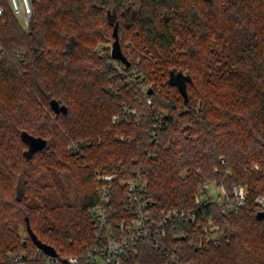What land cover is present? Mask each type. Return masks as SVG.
<instances>
[{
    "label": "trees",
    "instance_id": "obj_1",
    "mask_svg": "<svg viewBox=\"0 0 264 264\" xmlns=\"http://www.w3.org/2000/svg\"><path fill=\"white\" fill-rule=\"evenodd\" d=\"M109 7L128 30L119 34L108 16L127 63L95 52L108 39L98 15ZM34 9L29 31L9 11L0 20V178L19 170L14 196L0 191V248L19 246L15 222L33 246L31 234L62 257L50 240L63 235L68 255L91 264L87 250L101 246L89 214L100 171L119 180L142 174L159 212L193 208L205 180L247 185L246 209L216 213L230 243L188 252L196 264H264V219L254 204L264 194V0H37ZM173 73L187 77L186 96ZM143 79L156 82L152 104L127 84ZM52 99L67 112L42 109ZM125 108L133 110L127 120L112 123ZM121 134L133 141L119 142ZM29 137L46 145L30 155ZM76 139L87 144L81 154L66 150ZM65 218L71 226L62 229Z\"/></svg>",
    "mask_w": 264,
    "mask_h": 264
},
{
    "label": "built area",
    "instance_id": "obj_2",
    "mask_svg": "<svg viewBox=\"0 0 264 264\" xmlns=\"http://www.w3.org/2000/svg\"><path fill=\"white\" fill-rule=\"evenodd\" d=\"M36 1L0 0V20L4 22L9 11L24 30L29 31L35 18ZM1 53L0 46V58ZM131 72L129 76H135L134 71ZM139 81L129 80L127 84H139ZM147 82H152L150 86L155 87V81ZM142 91L146 94L144 100L152 104L148 89ZM130 112L133 110L125 108L122 115H113V123L127 120ZM158 119L160 116L156 117ZM160 128L159 124L155 125L154 139ZM118 141L131 143L133 140L119 136ZM82 145L87 144L77 141L69 149L79 154ZM230 173L227 170V174ZM97 181L99 202L90 208L89 214L101 246L87 250L91 264H196L188 250L209 252L231 241L217 223L214 208L223 215L238 214L247 208L251 196L247 185L228 187L224 181L206 183L202 193L196 196L193 208H170L159 212L153 208L152 199L146 196L148 184L142 174L119 180L116 173L98 171ZM116 183L123 189V195L118 196L114 191ZM210 185L214 188L210 189ZM254 204L257 213L264 212V194L256 196ZM45 260L47 264H78L80 257L46 256Z\"/></svg>",
    "mask_w": 264,
    "mask_h": 264
},
{
    "label": "rangeland",
    "instance_id": "obj_3",
    "mask_svg": "<svg viewBox=\"0 0 264 264\" xmlns=\"http://www.w3.org/2000/svg\"><path fill=\"white\" fill-rule=\"evenodd\" d=\"M108 16H110L112 18L114 24L119 22V24H120V26H119L120 27L119 28V31H120L119 34H122L123 32H128V30L124 29L123 25L120 23V19H119L117 13L115 12V10H113L112 8L109 7L108 11L105 10L103 13H100L98 15L99 24H102V30H104V33L108 34V39H106L105 41H103V43H100V44H98L95 47V52L101 54L102 56L104 54H105L104 56H106L107 52L109 54H111L112 49H113V45H114V42L111 41V33H112V30H113V25H110L109 20H108ZM32 25H33V23H32ZM97 27L100 28V26H97ZM122 37L123 36H120V39H122ZM177 37H178L177 40H179L181 38L180 35H178ZM171 80H173L174 82L179 84L180 87H183V85H184V78H180V77L177 78L175 76H172ZM127 81H129V80H127ZM131 81H135V80H131ZM147 81L148 80H145V79L140 80L139 84L138 83H137V85L136 84H132L133 85L132 88H135L136 91H139V92H142V90H144V89H148V93H149V95H151L153 93V88L154 87L152 88V86H150V84L152 82H147ZM150 81H152V80H150ZM117 84H118V86H123V87L125 86L124 81H118ZM109 88H111V87H109V86L106 87V92L108 91ZM150 90H152V93H150ZM111 94H112V92H111ZM74 95H76V94H74ZM41 104H42L41 105L42 109L44 108L45 111L48 112V114H50V113L54 114L52 112V110L50 109L51 108L50 105L46 106L45 104H43L42 101H41ZM73 110L75 111V105L73 106ZM183 110L185 111L186 108H184ZM114 115L119 116V114H114ZM43 116H44V114H42V117ZM112 117H113V115H112ZM21 123L24 124V121H22ZM112 123H113V120H112ZM41 132L42 131L37 130V128H34V130L32 131V133H35L36 135H38V134L40 135ZM118 136L126 137L123 134L118 135ZM158 136H159V131L157 133L156 139L153 138V140L156 141ZM128 138H130L132 140L131 137H127V139ZM117 139H118V137H117ZM77 140L78 139L71 140L69 145H67L66 150L70 151L69 147L73 143L77 142ZM78 142H82V141H78ZM22 148H24L23 145H22ZM42 155H44V154H42ZM42 155H39L37 160H39L40 156H42ZM220 160L223 163V166H225L224 159L221 157ZM227 169L230 170L229 168H227ZM217 170L218 169L215 168V172ZM18 171H19L18 169H14V175L15 176H11L10 178H0V191L1 192L2 191L5 192V194H7V196L8 195H10L11 197L14 196V192H15V188H16V184H17V178H18V174H17ZM62 178L66 179L65 177H62ZM79 181H77V183H79ZM205 181H204V184H206V183H212L213 184L215 182H219L217 180H212V181L205 180ZM72 184H73V186H76L75 179L72 181ZM204 184H202V186L199 189H197L195 191V193L193 194V196H192L193 197V204H194V200L196 199V196L202 193L201 189L203 188ZM212 188H214V186L210 185V189H212ZM83 190H86L85 187H83ZM165 210H167V209H165ZM162 211H164V210H162ZM214 211L217 214H220L219 212H217V209H215V208H214ZM6 213H7V210H5V209H2V212L0 213V227L1 228H2V226H1L2 219L1 218ZM216 213H214V214H216ZM224 215L226 216V215H236V214H224ZM59 221H61L62 229H65L66 227L70 228L72 221H70L68 218H65L64 220H59ZM12 224H13V229L14 228L16 229L15 231L17 232V236L19 238L17 240L20 241V244H18L19 246H12L10 251L4 250V249L2 250V248H0V259L2 258V260H5V261L8 260L9 264H41L40 263V255H41L42 257H44V262H45L44 264H47V261L45 260V258H46V256H50V255H48V254L44 253L43 251H41L42 249L40 250L39 248L33 246L32 242L29 239V236H28V233H27V231L25 229V226L24 225L22 226L20 223H17L16 227H15V222H13ZM71 229H73V228H71ZM62 236L63 235H56L55 238L50 240V241L56 246V248H58V250L60 251V253L62 255L69 256L68 254L70 253V251H68V248H67L66 244L63 243ZM25 242H27V243H25ZM34 247L37 248V249L35 250ZM42 252H43V254H41ZM57 257H59V255Z\"/></svg>",
    "mask_w": 264,
    "mask_h": 264
},
{
    "label": "water",
    "instance_id": "obj_4",
    "mask_svg": "<svg viewBox=\"0 0 264 264\" xmlns=\"http://www.w3.org/2000/svg\"><path fill=\"white\" fill-rule=\"evenodd\" d=\"M112 57L114 59H118L121 60L125 63H127V59L125 58L124 54L122 53V49L120 48V45L118 42H115L113 45V50H112ZM175 76V77H180V78H184V85L183 87H180L181 90L185 93V88H186V82H187V77L182 75L181 73H173L171 75ZM172 83L177 84L176 82H174L173 80H171ZM179 85V84H177ZM150 93H152V90H150ZM186 96V93H185ZM51 105V109L56 113V114H60L61 112H67V108L65 106H62V104L57 100V99H52L50 102ZM28 144L30 145V150L28 151V153L30 155H32L35 151L44 148V146L46 145V142L44 140H40L39 138H34V137H29L27 138ZM258 217L259 218H263L264 219V212H258ZM31 237L35 243V245L44 253L53 256V257H57L58 253L56 251V249L50 245H47L45 243H43L35 234H31Z\"/></svg>",
    "mask_w": 264,
    "mask_h": 264
}]
</instances>
